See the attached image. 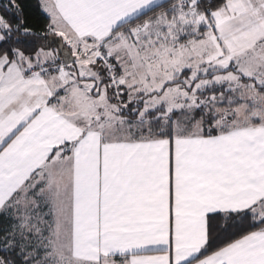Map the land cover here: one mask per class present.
Returning a JSON list of instances; mask_svg holds the SVG:
<instances>
[{
  "label": "snow or ice",
  "instance_id": "1",
  "mask_svg": "<svg viewBox=\"0 0 264 264\" xmlns=\"http://www.w3.org/2000/svg\"><path fill=\"white\" fill-rule=\"evenodd\" d=\"M0 264H264V0H0Z\"/></svg>",
  "mask_w": 264,
  "mask_h": 264
}]
</instances>
